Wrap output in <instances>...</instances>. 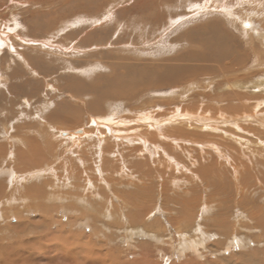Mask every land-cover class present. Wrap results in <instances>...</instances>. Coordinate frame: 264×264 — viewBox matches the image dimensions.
<instances>
[{"label":"rangeland","instance_id":"rangeland-1","mask_svg":"<svg viewBox=\"0 0 264 264\" xmlns=\"http://www.w3.org/2000/svg\"><path fill=\"white\" fill-rule=\"evenodd\" d=\"M182 105L211 113L205 123L257 109L234 134L245 148L218 141L233 158L224 167L191 143L210 135L158 126L143 145L103 123ZM263 120L264 0H0V179L16 192L0 196V233L43 220L46 244L67 239L81 264H264ZM77 129L86 135H61ZM20 150L44 175L12 172ZM40 183L43 203L13 188Z\"/></svg>","mask_w":264,"mask_h":264},{"label":"bare ground","instance_id":"bare-ground-1","mask_svg":"<svg viewBox=\"0 0 264 264\" xmlns=\"http://www.w3.org/2000/svg\"><path fill=\"white\" fill-rule=\"evenodd\" d=\"M112 4V3H111ZM152 4V3H151ZM156 5V4H155ZM164 5V4H163ZM138 12V11H137ZM102 16V15H101ZM114 18V17H113ZM128 26V25H127ZM86 37V36H85ZM114 37V36H113ZM88 40V39H87ZM86 41V40H85ZM234 66V64H233ZM226 68V67H225ZM107 70V69H106ZM235 77V76H234ZM230 83V82H229ZM223 84V83H222ZM232 84V83H231ZM235 86V85H234ZM231 87V86H230ZM126 88V87H125ZM129 92V91H128ZM127 92V93H128ZM119 94V93H118ZM129 94V93H128ZM126 96V95H124ZM123 96V97H124ZM113 98V97H112ZM121 98V97H120ZM116 99V98H114ZM131 99V98H130ZM229 99V98H228ZM231 100V99H230ZM245 100V99H244ZM232 101V100H231ZM241 101V100H240ZM248 101V99H247ZM250 101V100H249ZM223 102V101H222ZM227 102V101H226ZM238 102V101H237ZM199 103V101H198ZM231 103V102H230ZM185 104V103H184ZM188 104V103H186ZM190 105V104H189ZM227 105V104H226ZM257 105V104H256ZM259 105V104H258ZM140 108V107H139ZM182 110L180 108H177L175 107L172 112H169V115L165 116L164 118L160 119V120H155L154 118H152V116L148 115H144V114H140L138 113V115H136L137 118L133 119L134 120H118V121H113L114 123H109V122H105L107 120L104 121L103 118L102 120L104 121V125L106 127V131L108 133H110L112 136H114L115 139H119V138H130V142L132 143H142L143 145H146V141L148 138H151L153 137V133H155V130L158 129L159 127L161 126H164V127H167L168 128V132L165 131L166 133H170V134H173V133H176V134H183V132L186 134L188 133L185 132L186 129L187 130H190L192 131H196L194 135V137L196 138V134L200 133L202 134V138H206L207 135L209 136L207 139L205 140H201L200 137H199V141H191V143L196 146L197 150L199 151L198 154H200L201 156H207V155H210L212 158V154L218 159V163L221 164L222 166H224L223 164H226V166L229 164V158L231 159L232 155L231 153L229 155H225V150H230L228 149L225 145V147L222 145H219L217 142L218 141H222V142H231L232 144H239V141L240 139H237L234 134L237 132V134L239 135L238 132H243L241 129L242 127L244 126H241L240 124H238L239 122H242L246 119H248L249 121L254 118L255 114L253 112H255V109L252 113L250 114H241V115H235V117L233 116H228L226 114H223V113H217V117L220 118V121H216L215 120H210L208 122L205 123V121H203V117H207L209 114L211 113H205L204 111L201 113V110L200 109H197L195 110L194 112H192L191 114L188 112V111H191L190 109H186L184 108V106L182 105ZM196 108V107H195ZM206 108V107H205ZM222 108V107H221ZM220 108V109H221ZM255 108V107H253ZM142 109V108H141ZM145 109V108H144ZM245 109V108H244ZM233 110H236V108H233ZM239 110V109H238ZM242 110V109H241ZM134 111V109H133ZM210 111V110H209ZM224 111V110H223ZM228 111V110H227ZM243 111V110H242ZM247 111V110H246ZM150 112V111H149ZM231 112V111H230ZM235 112V111H233ZM238 112V111H237ZM232 113V112H231ZM263 113V112H262ZM154 114V113H153ZM259 114V113H258ZM262 115V114H261ZM155 116V115H154ZM158 116V115H157ZM214 116V115H213ZM212 116V117H213ZM260 116V115H259ZM129 117V116H128ZM214 118V117H213ZM97 119V118H96ZM100 119V118H99ZM159 119V118H158ZM261 119V118H260ZM101 120V119H100ZM108 121V120H107ZM258 121V120H257ZM264 121V120H263ZM100 123V122H99ZM102 123V122H101ZM96 125V124H95ZM103 125V124H102ZM133 126V127H130L127 131H125V127L126 126ZM173 125H175L174 127L175 128H172ZM230 125V126H229ZM159 126V127H158ZM186 126V127H185ZM262 127H264V123H262L261 125ZM100 127V126H99ZM104 127V126H103ZM197 128V129H196ZM247 128V127H246ZM244 127L243 130L246 129ZM165 129V128H164ZM226 129V130H225ZM94 130V129H93ZM231 130V132H230ZM189 131V132H190ZM247 131V130H246ZM62 132V131H61ZM158 132V130H157ZM160 132V131H159ZM249 132V130H248ZM255 132V131H254ZM259 132V131H258ZM73 133H76L75 135H83L85 134L83 132L82 129H77V130H74V131H63L61 133V135H69V134H73ZM257 133V132H256ZM100 134V132H99ZM199 134V135H200ZM206 137H205V135ZM246 134V133H245ZM66 135V136H67ZM86 135V134H85ZM103 135V134H102ZM175 135V134H174ZM184 135V134H183ZM244 135V134H242ZM241 135V136H242ZM256 135V134H255ZM258 135V133H257ZM72 136V135H71ZM90 136V135H89ZM162 136V135H161ZM176 136H180L181 138L183 136L181 135H176ZM201 136V135H200ZM247 136V135H246ZM62 137V136H61ZM93 137V136H92ZM98 137V136H97ZM165 137V136H163ZM185 137V136H184ZM193 137V136H192ZM243 137V136H242ZM69 138V137H68ZM94 138V137H93ZM159 138V137H158ZM161 138V137H160ZM228 138H230L231 140H229ZM244 138V137H243ZM67 139V138H66ZM99 139V138H97ZM132 139V140H131ZM157 139V138H156ZM225 139H228V140H225ZM160 140V139H159ZM192 140V139H191ZM244 140V139H243ZM242 140V141H243ZM126 141V140H125ZM184 143H188L190 144V141L187 139V140H182ZM189 141V142H188ZM247 141V140H245ZM262 141V140H261ZM21 142V141H20ZM100 142V141H99ZM155 142V141H153ZM166 142V141H165ZM168 142H170L168 140ZM244 142V141H243ZM241 142V143H243ZM250 143V141H248ZM256 142V141H255ZM259 142V141H258ZM120 143H121V140H120ZM130 143V145L132 144ZM178 143V142H177ZM245 143V142H244ZM262 143V142H261ZM24 144V143H23ZM99 144V143H98ZM110 144V143H108ZM118 144V143H117ZM129 144V142L127 143V145ZM158 144V143H157ZM175 144V143H173ZM259 144V143H258ZM133 145V144H132ZM248 145V144H246ZM251 145V143H250ZM260 145V144H259ZM106 146V145H104ZM126 146V145H125ZM124 146V147H125ZM138 146V145H137ZM245 146V145H244ZM242 144H239V148H243L244 147ZM249 146V145H248ZM5 147V145H4ZM9 147V146H8ZM14 147V146H13ZM18 147V146H17ZM39 147V146H38ZM43 147V146H42ZM110 147V146H109ZM123 147V148H124ZM142 147V146H141ZM162 147V146H161ZM237 147V146H236ZM98 148V147H97ZM127 148V147H126ZM125 148V149H126ZM245 148V147H244ZM248 148V147H247ZM250 148V147H249ZM96 149V148H95ZM110 149V148H109ZM171 149V148H170ZM225 149V150H224ZM142 150V149H141ZM154 150V149H153ZM156 150V149H155ZM162 150V149H161ZM174 150V149H173ZM176 150V149H175ZM182 150V149H181ZM240 150V149H239ZM248 150V149H247ZM252 150V149H251ZM3 149L0 148V169L3 167L4 163L7 162L5 161L4 162V156H3ZM15 151V150H14ZM112 151V150H110ZM126 151V150H125ZM145 151V150H144ZM147 151V150H146ZM151 151V150H150ZM178 151V150H177ZM196 151V150H194ZM9 152V151H8ZM35 152V151H34ZM127 152V151H126ZM130 152H131V149H130ZM129 152V153H130ZM255 155V151H252ZM36 153V152H35ZM111 153V152H110ZM116 153V152H115ZM125 153V152H124ZM128 153V152H127ZM144 153V152H143ZM146 153V152H145ZM169 153V152H168ZM187 153V152H186ZM241 153V152H240ZM243 153V152H242ZM250 153V152H249ZM256 153H257V150H256ZM261 153V152H259ZM258 153V155H259ZM13 154V153H12ZM16 156H18L16 158L17 160V163H15V166L16 167H13L12 168V172H15L16 171V175H18V177H23V176H26V175H29V173H37V172H41L43 171L42 170V163H41V160H37L36 158L32 157V156H35L33 155L32 153H28L27 151H24V150H20V151H17L16 152ZM103 154V153H102ZM120 154V153H118ZM147 154V153H146ZM152 154V153H151ZM158 154V153H157ZM162 154V152H161ZM184 154V153H183ZM237 154V152L235 153V155ZM251 154V153H250ZM15 155V153H14ZM32 155V156H31ZM42 155V153H41ZM164 155V153H163ZM189 155V154H188ZM231 155V156H230ZM245 155V154H244ZM248 155V154H247ZM252 155V154H251ZM249 155V156H251ZM257 155V154H256ZM38 156V155H37ZM109 156V155H108ZM116 155H114L115 157ZM121 156V155H120ZM161 156V155H160ZM172 156V155H171ZM170 156V157H171ZM174 156V155H173ZM187 156V155H186ZM209 156V158H210ZM243 156V155H241ZM103 157V155H102ZM128 157V156H127ZM132 157V156H131ZM150 157V156H149ZM159 157V156H157ZM240 157V156H239ZM244 157V156H243ZM247 157V156H246ZM254 157V156H252ZM262 157V156H261ZM260 157V158H261ZM264 157V156H263ZM9 158V157H8ZM133 158V157H132ZM154 158V157H153ZM174 158V157H173ZM186 158V157H185ZM198 158V157H197ZM236 158V157H235ZM6 159V158H5ZM10 159V158H9ZM13 159V158H12ZM179 159V158H177ZM190 158H188L187 160H189ZM201 159V158H200ZM233 159V158H232ZM248 159V158H247ZM246 159V161L248 162V160ZM251 159V158H250ZM255 159V158H254ZM45 160V158H44ZM150 160V159H149ZM166 160V159H165ZM164 160V161H165ZM174 160V159H173ZM191 160V159H190ZM199 160V159H198ZM202 160V159H201ZM205 160V159H203ZM215 160V159H213ZM238 160V159H237ZM9 161V160H8ZM104 161V160H103ZM128 161V160H127ZM185 161V160H184ZM220 161V162H219ZM233 161V160H232ZM11 162V161H10ZM142 162V161H141ZM170 162V161H169ZM186 162V161H185ZM190 162V161H189ZM222 162V163H221ZM105 163V162H104ZM134 163V162H133ZM234 163V162H233ZM238 163V162H237ZM236 163V165H237ZM241 163V162H240ZM258 163V162H256ZM12 164V163H10ZM108 164V163H107ZM176 164V163H174ZM251 164V163H250ZM67 165V164H66ZM148 165V163H147ZM220 165V166H221ZM231 165V164H230ZM13 166V165H12ZM97 166V165H96ZM103 166V165H102ZM186 166V165H185ZM251 166V165H250ZM249 166V168H250ZM263 166V165H262ZM176 168H178V165L176 164L175 166ZM218 167V166H217ZM225 167V166H224ZM238 167V166H237ZM236 166H234V168H236L235 170H238L240 169V167H238L237 169ZM244 167V166H243ZM242 167V168H243ZM255 167V166H253ZM252 167V168H253ZM5 168V167H4ZM10 168V167H8ZM48 168V167H47ZM147 168V167H146ZM151 168V167H150ZM190 168V167H189ZM212 168V167H211ZM227 168V167H226ZM233 168V169H234ZM241 168V169H242ZM245 168V167H244ZM264 168V167H263ZM136 169V168H135ZM144 169V168H143ZM181 169V168H180ZM187 169V168H186ZM219 169V168H218ZM222 169V168H221ZM231 169V168H230ZM248 169V166H246V170ZM251 169V168H250ZM248 169V172L251 173L252 171ZM104 170V169H103ZM126 170V169H125ZM128 170V168H127ZM178 170V169H177ZM223 170V169H222ZM229 170V169H228ZM243 170V169H242ZM241 170V172H242ZM250 170V171H249ZM264 170V169H263ZM7 171V170H6ZM102 171V169H101ZM134 171V169H133ZM155 171V170H154ZM175 171V170H174ZM221 171V170H220ZM225 171V170H224ZM3 172L4 169H3ZM138 172V171H136ZM148 172V171H147ZM182 172V171H181ZM185 172V171H183ZM182 172V174H183ZM256 172V171H255ZM149 173V172H148ZM186 173V172H185ZM188 173V172H187ZM230 173V172H229ZM243 173V172H242ZM253 173V172H252ZM4 174V173H3ZM41 174H43L41 172ZM67 174V173H66ZM213 174V172H212ZM234 174V173H233ZM237 174V173H236ZM247 173H245L246 175ZM255 175V173H253ZM44 175V174H43ZM154 175V174H153ZM216 175V174H215ZM231 175V173H230ZM235 175V174H234ZM239 175V174H238ZM244 175V176H245ZM250 175V174H249ZM248 175V176H249ZM254 175H251L249 177H252ZM223 176V175H222ZM237 175H235L234 177H236ZM241 174L237 177L240 178ZM243 176V177H244ZM14 177V176H13ZM31 177V176H30ZM37 177V176H36ZM35 177V178H36ZM40 177V176H39ZM210 177V176H209ZM231 177V176H230ZM242 177V178H243ZM247 177V175H246ZM248 177V178H249ZM10 178V177H9ZM16 178V177H15ZM28 178V177H27ZM55 178V177H54ZM218 178V177H217ZM238 178V179H239ZM257 178V177H256ZM8 179V178H6ZM62 179V178H61ZM165 179V178H164ZM237 179V178H236ZM235 179V180H236ZM237 179V180H238ZM245 179V177H244ZM243 179V180H244ZM247 179V178H246ZM25 180V179H24ZM36 180V179H35ZM234 180V179H233ZM20 181V180H19ZM59 181V180H58ZM172 181V180H171ZM240 181V180H239ZM246 181V180H244ZM6 182L3 178L0 179V196L1 194H3V192L6 193V197L7 198V201H11V195L16 193L15 191H10V193L7 191V189H5V186H3V184L1 183H4ZM14 182V181H13ZM37 182V180H36ZM35 182V183H36ZM63 182V181H62ZM106 182V181H105ZM116 182V181H115ZM175 182V181H174ZM20 183V182H19ZM22 183V182H21ZM64 183V182H63ZM244 183V182H243ZM242 183V184H243ZM247 183V181H246ZM260 183V182H259ZM258 183V184H259ZM248 184V183H247ZM7 185V184H6ZM10 185H12L10 183ZM28 185V184H27ZM241 185V184H240ZM245 184H243L244 186ZM261 185V184H259ZM22 185H18L17 184V187H13L15 189H18V194L23 197L25 199V201H28V199L30 198H33V200L35 199V202H42L44 201V198H45V185L44 183H40L38 186L36 187H21ZM137 186V185H136ZM242 186V185H241ZM250 185L248 184V187ZM253 186V185H252ZM258 186V185H257ZM105 187V186H104ZM246 187V186H245ZM8 188V187H7ZM83 188V187H82ZM247 188V187H246ZM249 189V188H247ZM251 189V188H250ZM253 189V188H252ZM5 190V191H4ZM86 191V190H85ZM245 191V189H244ZM47 193V192H46ZM136 193V192H135ZM10 194V195H9ZM245 194V193H244ZM8 195V196H7ZM140 195V194H139ZM132 196V195H131ZM19 197V196H18ZM76 198V196H74ZM73 197V198H74ZM22 198V200H23ZM72 198V197H71ZM74 198V199H75ZM79 198V197H78ZM21 199V198H20ZM47 199V198H46ZM73 200V199H72ZM48 201V200H47ZM145 201V200H144ZM6 202V201H5ZM4 202V203H5ZM12 202V201H11ZM34 202V203H35ZM45 202V201H44ZM9 203V202H8ZM13 203V202H12ZM25 203V202H24ZM43 203V202H42ZM243 203V201H242ZM7 204V203H6ZM27 204V203H26ZM130 204V203H129ZM11 205V204H10ZM19 205V204H18ZM34 205V204H33ZM32 205L33 209L35 210V208L38 210V212H40V215L41 213L43 214L41 216V219H43L45 216V212L43 210V207L38 206V207H35ZM7 206V205H6ZM37 206V204H36ZM1 207V206H0ZM17 207V206H16ZM133 208V207H131ZM6 209V208H5ZM15 209V208H14ZM44 209H45V206H44ZM70 209V208H69ZM2 210V209H1ZM13 210V209H12ZM24 210V209H23ZM26 212H30L32 209L30 206H26L25 208ZM249 210V209H248ZM22 211V210H21ZM260 211V210H258ZM2 213V211H0ZM55 212V211H54ZM254 212V211H253ZM257 213V211H256ZM262 213V212H261ZM255 214V213H254ZM264 214V213H263ZM1 215V214H0ZM135 215V214H134ZM146 215V214H145ZM149 215V213H148ZM242 215V214H241ZM244 215V214H243ZM246 215V214H245ZM251 215H252V212H251ZM247 216V215H246ZM254 216H257V215H254ZM260 216V215H259ZM1 217V216H0ZM245 217V216H244ZM249 217V216H248ZM253 217V216H251ZM262 217V216H261ZM5 218V217H4ZM19 218V217H18ZM22 218V217H21ZM133 218V217H132ZM2 219V217L0 218ZM260 219V217H259ZM258 219V220H259ZM256 220V219H255ZM1 221V220H0ZM5 221V220H4ZM68 221V220H67ZM253 221V220H252ZM30 223V222H29ZM71 223V221H70ZM252 223V222H250ZM27 224V223H26ZM262 224V223H261ZM45 225H46V228H47V224H44L43 220H40L38 222H35V224L31 225L32 227L29 228L30 226L26 225L23 227H11V226H6V231H2L0 233V264H48V262L46 261H49V264H81L82 262H80L79 260H77V254H74V252L72 250H70L68 248V246H70L71 244L67 242V239H65L64 243H63V246H54V247H50L46 244V242L49 240H47L48 238V234L46 235L45 234ZM72 225H73V222H72ZM260 225V223H259ZM264 225V224H262ZM75 226V225H74ZM195 226V225H194ZM253 226V225H252ZM261 226V225H260ZM259 226V227H260ZM62 227V225H61ZM263 227V226H262ZM4 228V227H3ZM3 228H1L3 230ZM48 229V228H47ZM253 230L255 228H252ZM251 229V230H252ZM5 230V229H4ZM248 230V229H247ZM9 231H12L13 233H9ZM263 235V234H262ZM56 236V235H55ZM222 236V235H221ZM182 237V236H181ZM195 238V237H194ZM184 240V239H183ZM190 240V239H189ZM262 240V239H261ZM182 242V241H181ZM187 242V241H186ZM198 244V243H197ZM192 245V244H191ZM215 245V244H214ZM256 245V244H255ZM66 246V247H65ZM182 246V245H180ZM190 245L188 244L187 247H189ZM192 246H196V245H192ZM201 246V245H200ZM191 247V246H190ZM182 248V247H181ZM193 249V248H192ZM185 250V248H184ZM188 250V249H187ZM91 253V252H90ZM197 253V252H196ZM89 255V254H88ZM91 255V254H90ZM147 255V254H146ZM88 257V256H87ZM92 257V256H91ZM190 259V258H189ZM249 259V258H248ZM46 260V261H45ZM92 260H94L92 258ZM145 260V259H143ZM192 260V259H191ZM79 261V262H78ZM82 261L85 262V264H92V262L89 260V257L88 259L86 258H83ZM108 261V260H107ZM146 261V260H145ZM222 261V260H221ZM194 262V261H193ZM144 262L142 261H135L133 263H130V264H143ZM108 264V262H107ZM113 264V263H112ZM118 264V263H117ZM184 264H193L192 262L190 263H187V262H184Z\"/></svg>","mask_w":264,"mask_h":264},{"label":"snow or ice","instance_id":"snow-or-ice-1","mask_svg":"<svg viewBox=\"0 0 264 264\" xmlns=\"http://www.w3.org/2000/svg\"><path fill=\"white\" fill-rule=\"evenodd\" d=\"M237 246H238V244H237Z\"/></svg>","mask_w":264,"mask_h":264}]
</instances>
